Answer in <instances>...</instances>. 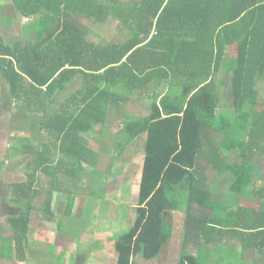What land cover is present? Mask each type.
<instances>
[{"label": "trees", "instance_id": "obj_1", "mask_svg": "<svg viewBox=\"0 0 264 264\" xmlns=\"http://www.w3.org/2000/svg\"><path fill=\"white\" fill-rule=\"evenodd\" d=\"M11 2L41 36L11 43L0 34V123L38 118L39 142L46 140L27 142V179L8 183L5 223L14 238L0 239V260L29 262L34 216L52 221L61 193L69 216L78 193L68 184L103 168L87 135L107 127L147 150L143 163L122 165H144V174L133 227L114 237L119 264H264V0ZM110 20L126 41L96 31ZM143 97L145 118L121 111ZM111 107L120 109L117 124ZM71 160L86 168L77 175ZM2 165L0 158V185ZM108 176L116 189L125 179ZM92 177L93 189L104 188ZM216 177L229 180L234 204L216 199ZM175 217H184L179 239Z\"/></svg>", "mask_w": 264, "mask_h": 264}, {"label": "rangeland", "instance_id": "obj_2", "mask_svg": "<svg viewBox=\"0 0 264 264\" xmlns=\"http://www.w3.org/2000/svg\"><path fill=\"white\" fill-rule=\"evenodd\" d=\"M7 18L12 19L11 21H7ZM35 22V19L26 20L20 17L17 11H15L11 0H0V34L4 35V37L9 42L14 43L16 41H23L25 39L29 40L30 42H37L41 36V29L38 28L36 30L32 28V25L35 24ZM117 25L118 24L115 20H110L108 25L100 27L97 26L96 31L104 36H108L109 40L124 42L128 38L125 39V37H122L121 34L117 32ZM0 87H5V83L2 78H0ZM226 92L227 89H224V107L221 110V112L225 114L228 113V110L232 109V103L227 101L225 97L227 94ZM260 93H262L260 98L264 99V86L262 87V92ZM144 100L145 97L137 101L135 110V116L137 118H145L146 116L147 110L143 109ZM230 115L232 117L235 116L234 112ZM13 117H16L13 119L15 122L13 125L15 130V134H13V145L16 143L20 144V141L16 140V138L17 135L19 136L23 132V136L25 138H27L28 135L31 136L30 139L34 141L35 145H38L40 142H45L46 137L42 141L38 142L40 140L37 130L38 118L34 119L31 116V118L29 117L26 119H20L18 114L17 116ZM101 129L91 133L90 137L94 140L100 139L106 148L111 149L113 142H110L109 139L110 135L113 133L107 130V127ZM135 144L139 146L138 151L135 150ZM13 145H10L12 148L8 149L7 152L3 151V145L0 146L2 147L0 148V158H2V162H4L6 166L4 167L2 165V167L5 168L6 174L9 172V174L5 175L4 181L6 183L4 185H0V239L6 238L9 241H13L14 236L11 233V229L5 223L11 212L9 206L11 195L8 183H20L27 179V166L29 161H31L30 159L32 158L31 155L18 154V149L16 154L13 155ZM131 147L132 151L124 152V155H121V157L116 156V154L118 155V152H116L112 153L111 157L106 159V161L109 160L113 163L115 172L121 171L119 166L126 165V163H130L133 160L136 163L144 162L146 158L144 152V143L138 140L137 142L131 143ZM231 157L232 159H236L235 154L228 157V159L230 160ZM259 165L262 166L263 162L261 161ZM127 167L130 168V166ZM112 168L113 166L111 165L107 171H105V169L90 170L88 171L90 174L84 175V179H82L81 182L68 184V187L71 185L74 192L78 193L77 204H74L73 209L70 210L69 216H67L65 212L67 208V199H64V197L68 196L65 193L60 194L63 199H61L59 204L56 206L57 209L55 208V210L57 212L51 219L52 221H43L40 216H34V220L32 221L31 225V235L29 241V262L27 264H100V262L103 264H119L120 255L118 256L115 254L116 250L114 241H111L109 238H107L105 247H102L103 241H94V237L96 235L95 240H97L100 235L102 236L101 238H103L104 233H109L108 237H110V234H119L120 231L122 234L131 230L133 227V221L137 218L142 175L141 172H137L132 179V182L127 185V189L122 192L126 187H123V185L126 183L125 179L121 182H118L120 185L117 189L115 188V182L108 184L110 181L106 178V176L112 173ZM258 170L260 171L261 168ZM92 175L99 177L96 180L99 184L101 182V186L104 188L95 187V189H93L92 185H94L95 179L92 177ZM2 176H4V174ZM212 183L217 188H219L218 192L216 193V199L219 202L229 205L235 203V201L232 203L227 191L229 180H220L219 177H216L212 180ZM74 184H76L75 189L73 188ZM119 191L122 192L121 196L119 197H122L121 199H123V201L117 199L116 194H118ZM91 192L94 193V198H91ZM87 200H93L92 203L94 206H90V204H88V207L90 208H87L86 211ZM64 202L65 204H63ZM147 206L148 204L145 205V207ZM94 207H96L97 210H95ZM88 209H91L92 211H88ZM185 209L187 210L186 206L181 210V212L184 213L186 211ZM133 212L134 216H132ZM83 213H85L83 219L78 222L83 216ZM95 217H97V219ZM177 219L178 217L173 219V229L175 224H177ZM183 222L184 217H182L181 222L177 225H181ZM95 231H97V233L93 235ZM67 233L68 235L73 233L74 236H68ZM76 237H78V239L80 238V240H77ZM97 248H101V250H103L101 256L97 255L100 251V249ZM87 250H90V254L94 256L95 261L92 260L85 262V259L87 258ZM175 256H177V260H175ZM169 258L172 259V263L179 261L178 254H172L171 257H168V260ZM16 263L22 264L20 262ZM0 264L15 263L11 261L3 262V260H0ZM140 264L146 263L140 262ZM153 264L160 263L155 261ZM246 264L250 263L247 262Z\"/></svg>", "mask_w": 264, "mask_h": 264}, {"label": "crops", "instance_id": "obj_3", "mask_svg": "<svg viewBox=\"0 0 264 264\" xmlns=\"http://www.w3.org/2000/svg\"><path fill=\"white\" fill-rule=\"evenodd\" d=\"M136 105H137V101H135L134 105L131 106L130 108H124V107L121 108V111L129 112L132 109H136ZM112 108L113 107L110 108L111 109V112H112V110L115 112V114L117 116V119H114L113 116L111 115V121L113 123L117 124L119 122L118 121L119 120L118 119L119 113L117 112V110H120V109H117V108L112 109ZM13 116H17V115H13ZM15 118L16 117H12V116L9 118V120H10L9 123H8L9 127L6 126V124H7L5 122V119L6 118L3 119L2 123H0V142H2V143H0V146L3 145V147H4V150L3 151L4 152H7L8 149L12 148L10 145H13V134H15V130L13 128V125H14L15 122H14L13 119H15ZM23 133L21 134L22 136L21 135H19V136L17 135L16 140L20 141V144L16 143V144L13 145L14 146V148H13L14 149L13 155L16 154L17 149H18V151H17L18 154L26 155V154H24V149H25V145L28 144L27 143L28 141H31L32 144L34 146H36L35 143H34V141L30 139L31 136L28 135L27 136L28 140H25V137L23 136L24 135ZM38 136H39V134H38ZM87 139H88V142H90V144H91V145H88V146H91L92 148H94V151L97 152V155H101V157L104 158L103 159V162H102V166H103L102 170L105 169V171H107V169H109L111 167V165L113 166L112 171H114V165H113V163L110 162L109 160L106 161V159H108L109 157H111V154L112 153L118 152V155L116 154V156L121 157V155H124V152H126V151H130L131 152L132 151L131 143H133V142H132L131 139H128V137L126 135H124V136L117 135V133H113L112 135H110V139L109 140H110V142H113V146L111 147V149L106 148L104 146L103 142L100 141V139L94 140L93 138L90 137V135H87ZM47 140H49V139H47ZM138 140L139 141H142L144 143V141L141 140V139H139V138H137L135 142H137ZM0 148H2V147H0ZM51 148L53 150V151H51L52 154H53V156L56 157L58 160L64 157L63 155H61L60 150L55 151L53 149V147H51ZM135 150L136 151L139 150V146L136 145V144H135ZM146 151L147 150H145V148H144V152H146ZM145 156H146V153H145ZM82 165H83V163H80V162L75 163L74 160H71L70 161V165H68L67 168L69 170L73 169L72 172L74 170H76L75 173L78 175L80 169H82V168L85 169L86 168V167H82ZM119 168L121 169V171H119L118 173L119 174H121V173L122 174H125V181H126V183L123 185V187H125V186L126 187H125V189H123L122 192H124L127 189V185H129L132 182V179L134 178V176L136 175L137 172H141L142 177H143V174H144V169H143L144 168V165H142V166L131 165L130 168L127 167V166H119ZM3 174H4V177L3 178L5 179V175L9 174V172L6 174V170L4 169ZM73 182L75 183V182H81V181L80 180L77 181V179H75V180H73ZM141 182H143V181L141 180ZM73 188L74 189L76 188V184H74ZM122 192L119 191L118 192L119 195L117 194L118 200H120V201H123V199H121L122 197H119V196H121V193ZM140 192H141V186H140ZM61 199L56 202L55 207H54V210H53V214L50 216L51 219L55 216V214L57 212L55 210V208L59 204V202L61 201ZM88 199H90V198H88ZM92 201H90V200H87L86 201V203H87L86 211H87V208H90V207H88V204H90V206H94V204L92 203ZM243 202H248L250 204V201L247 200V199H244ZM63 204H65V202ZM76 204H77V199H76L75 205ZM244 204H246V203H244ZM66 206H67V202H66ZM94 209L97 210L96 207H94ZM88 211H92V210L91 209H88ZM65 212H66V210H65ZM178 213H180V212H177V214ZM84 214L85 213H83V216L82 217L80 216L81 217L80 220L83 219ZM95 218L97 219V217H95ZM177 224H175L174 229L172 227V235H173V238L174 239L179 238L180 235L183 233L182 226L181 225H177ZM96 233H97V231H95L93 235H95ZM108 235H109V233H104L103 234L104 237L101 238L102 236L100 235L97 238V240H95V237H96V235H95V237L93 236L94 237V241L102 240L103 241L102 247L103 246L105 247V244L107 243V238H109L111 241H114V243H115L114 246H115L116 245V241H115V238L114 237H115L116 234H110V237H108ZM182 236H184V235L182 234ZM80 244H82V243H80ZM84 246H86V245H84ZM101 248H97V249H100L99 254H97V255H100L101 256L102 251H103V250H101ZM86 255H87V258L85 259V262L86 261H92V260L95 261L94 256L90 254V250H87L86 251ZM116 258H117V256H116ZM247 262L249 263V258H247ZM100 264H103V263L100 262Z\"/></svg>", "mask_w": 264, "mask_h": 264}]
</instances>
